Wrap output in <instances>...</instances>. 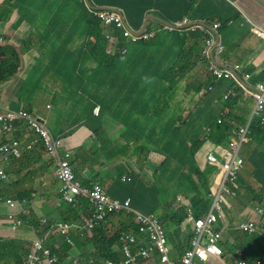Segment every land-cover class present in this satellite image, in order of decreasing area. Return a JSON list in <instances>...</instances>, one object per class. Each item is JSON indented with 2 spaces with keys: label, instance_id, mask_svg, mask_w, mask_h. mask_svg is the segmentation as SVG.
Segmentation results:
<instances>
[{
  "label": "trees",
  "instance_id": "16d2710c",
  "mask_svg": "<svg viewBox=\"0 0 264 264\" xmlns=\"http://www.w3.org/2000/svg\"><path fill=\"white\" fill-rule=\"evenodd\" d=\"M97 2L103 4V7L122 10L133 29H140L145 18L150 14L171 24L180 22L186 17L194 21H205L207 24L218 20L222 23L221 32L230 20L237 21L240 18L239 12L231 3L228 5L223 0H97ZM220 6L225 9V13ZM161 27L164 25L157 20H151L148 32L156 31V37L143 44L147 47L155 45L161 39L158 33ZM172 32L177 42L176 60L168 68L163 69L159 77L154 80L150 78V69H146L145 86L143 91L139 92L142 96L137 93L136 82L130 80L128 93L132 97L119 105L122 108H130L132 114L139 113L145 118L144 123L134 121L132 126L123 132L121 139L125 138V143L117 144L114 137L106 135L101 129L97 128L93 131L90 123V120H94L91 118L92 112L89 115L83 109H74L71 112L70 123L75 129L88 127L96 134L92 144H88V147H80L75 152L73 162L78 164L76 170L84 169L86 166H97V176L93 179L102 184L106 183V179L101 180L99 177L101 169L115 176L113 185L116 193L111 191L112 196L121 202L130 200L132 207L143 212L166 208L167 215L160 216V219L165 220L163 223L167 228L168 237L176 236L174 230L169 231V225L181 230L180 242L174 247V251L178 253L189 243L190 235L183 231L186 225L184 221L186 211L181 205L174 206L176 209L172 208L170 201L163 202L161 197L162 195L185 196L196 209L197 214H202L206 210L204 205L210 203L206 197L207 184L215 168L209 166L204 171L201 170L196 161V154L207 141L218 146H227L232 128L228 123L218 125L214 120V111L220 108V102L224 100L223 96L227 92L223 94L217 105L205 94L202 99L199 97L201 90L211 83L201 79V73L209 66V62L200 56L207 39L206 33L200 29L194 32L187 29ZM117 33L118 30H115V34ZM91 35L99 46H102V42L105 43L106 39L99 20L95 22ZM119 35L123 42L124 38ZM18 68L17 51L0 45V84L10 80L17 73ZM242 72L252 76L253 85L258 82L264 83V68L256 75L253 70L242 69ZM227 102L228 99L224 104ZM97 104L104 109L103 100L95 99L91 106L92 110ZM191 105L192 108L188 109ZM64 107L65 105L59 103L57 110L61 111ZM76 107H80L78 102ZM193 108H195L194 113L191 110ZM105 112L112 113L114 110L108 108ZM206 127L211 128L209 134L204 132ZM250 130L252 144L255 146L253 155L256 157L254 158L256 164L249 161L254 165V170L249 175L255 179L260 178L257 182L261 188L255 191L252 186L246 187L237 183L233 189L238 192L241 203L248 202L254 196V206L259 205L264 209V126L259 120H254ZM26 132H32L28 122L25 120L18 122L17 136ZM41 149L42 146H37L31 151H25L21 159L12 162L9 177H15L17 180L13 185H0V199L6 197L29 199L38 176L43 174L52 177L54 163ZM152 152L166 157L156 169L147 164ZM93 179L88 181V187L94 182ZM51 182L43 195L48 198L52 195L56 198L61 197L59 184L56 181ZM242 191H245V194ZM58 206L60 208L57 215L52 216L53 212L49 209L46 223L40 225L39 220L36 222L40 234L51 233L44 247L49 251V255L57 257V264H106V261L123 264L118 235L120 231L128 229L133 235L138 232V224L132 212L120 210L113 213L112 216L118 218L113 220L114 226H109L111 222L107 219L103 222L93 220L94 225L89 227V223L83 219L84 216L92 218L88 199L77 197L76 202L71 204L59 201ZM28 219L29 217L26 218ZM61 222L75 224L67 234L68 238H65L60 230L57 231ZM111 229L116 230L111 231ZM239 239L237 248L243 249L248 259H252L255 255L264 258V238L260 232L253 235L243 234ZM28 251L27 243L4 240L0 247V264H24ZM70 259L73 260L68 263ZM137 264H143V261L139 259Z\"/></svg>",
  "mask_w": 264,
  "mask_h": 264
},
{
  "label": "crops",
  "instance_id": "0c3cea01",
  "mask_svg": "<svg viewBox=\"0 0 264 264\" xmlns=\"http://www.w3.org/2000/svg\"><path fill=\"white\" fill-rule=\"evenodd\" d=\"M223 1L231 3L239 12L240 18L224 27L222 35L220 24H215L218 26L214 27V32L225 45L221 63L226 67L237 65L253 70L255 75L259 74L264 68V38L255 34V30H264V0ZM101 8L103 4H99L97 0H0V38L5 40L3 45L15 49L20 57V68L16 76L0 85V104L13 110L34 112L41 119L44 118L39 115L40 108H44L46 117L56 121V129L48 125L51 132L66 140V148L88 147L96 137L93 131L97 128L114 137L117 144L125 143L126 139H121L123 132L134 121L145 122L143 115L132 114L130 108L119 106L121 102H127L132 97L128 93L130 80L136 82L139 94L145 86L146 69H150V78L154 80L177 58L176 38L171 30L166 29H160L158 33L161 39L153 46L147 47L143 43L134 45L127 40L123 43L102 42V46H99L91 31L96 21L94 12ZM220 9L225 13L223 7L220 6ZM125 47L128 48L126 55L122 54ZM201 76L203 79L207 78L209 73L204 71ZM230 87L229 81L220 82V100ZM244 97L241 96L230 107L221 104L220 109L229 108L232 119H244ZM44 99L49 100L45 102ZM95 99H102L104 103V109L101 108L99 116L94 112L96 106L93 110L91 107ZM77 102L80 104L78 108ZM59 103L65 105L61 111L57 110ZM108 108L114 112H105ZM74 109H83L89 115L92 112L91 118L94 120H90V123L93 131L88 127L75 129L71 126V112ZM31 138L33 135L29 136ZM209 144L206 145L211 147ZM201 152L202 150L199 153L204 159ZM134 157L137 158L135 155ZM165 159L164 155L152 152L148 161L150 164L155 162L159 165ZM76 167L78 169V164ZM78 171L81 178H94L97 176L98 167L86 166ZM211 176L208 178L209 186L212 183ZM99 177L101 180L106 179L105 186L114 191L115 176L101 169ZM53 179V176L43 174L36 178L35 184L39 185V189L38 200L32 208L33 217L15 233L10 231L4 221L8 208L0 204L1 239L30 244L38 233L37 220L47 218L49 209L57 215L60 208L58 199L54 195L43 198L44 192L52 184L51 181H55ZM259 179L248 176L241 182L243 186H252L258 191L261 188L257 183ZM58 184L60 187L61 184ZM167 197H171L172 202L175 201L174 197ZM228 200L232 202L229 206L233 210L230 212L225 209L227 226L242 215L252 217V208L245 209L240 201ZM110 225L114 226V223L111 222ZM168 246L171 250V243ZM227 258L216 257L215 264H227ZM211 259L212 257L203 264H212Z\"/></svg>",
  "mask_w": 264,
  "mask_h": 264
},
{
  "label": "clouds",
  "instance_id": "9594fccd",
  "mask_svg": "<svg viewBox=\"0 0 264 264\" xmlns=\"http://www.w3.org/2000/svg\"><path fill=\"white\" fill-rule=\"evenodd\" d=\"M227 1L231 2L230 0H227ZM105 10L116 11V12L120 13L122 15V17L125 19L127 25L132 30H134V32L139 34L141 37L144 35H149V39H147V40L140 39L137 42H130L131 40L123 37L122 33L115 26H113V25L107 26L105 24V22L99 17V14L101 13V11H105ZM94 13H95L96 21L99 20L101 23V26L103 28V35L106 39L105 42L123 43L125 40H127L129 43L137 45L138 43L150 42L151 40H153L156 37V31H149L148 32V25L149 24L147 25L146 31H144V32H142L143 27H141L140 29H133L131 27V25L129 24V22L127 21L123 11L120 9L103 7L101 9H97ZM185 19L191 20L192 24L198 26V28L195 30H191L190 27L187 25H178V23H182ZM149 21H151V20H149ZM149 21H148V23H150ZM200 22H204L207 26H203V25L199 24ZM216 22L220 23V35H222L223 31L221 32V29H222L221 22L218 20ZM232 22H233V20H230L228 24H230ZM168 23H170V22H168ZM161 24H163V23H161ZM144 25H145V23H144ZM163 25H164V27H161L160 29H166V30H171V31L187 29L190 32H194V31L200 29V30L204 31L207 35V39L205 41V45L203 47V50L206 46L207 40L210 37L209 32H212L215 36L216 44L217 45L221 44L224 47V53H225V45L221 42V37L219 38L218 34L216 32H214V22L212 24H207L205 21H194V20L186 17L182 21L177 22L175 24H172L174 27H170V26H167L165 24H163ZM115 30H118L117 34H115ZM119 34H121V36L124 38L123 42H122ZM255 34H257L260 38H264V30H262V29H256ZM261 34H263V35H261ZM4 43H5V40L1 37L0 38V45L5 46V45H3ZM203 50H202V53L200 56L204 60H206V62H209V66L205 70L206 72L209 73V77L203 79L201 76V79L204 82L210 81L211 83L208 84L207 86H205L201 90L199 97L202 99L203 95L205 94L207 97L212 99V101L215 105H217L220 102V88H219L220 84L219 83L223 80H227L230 82L231 87L225 91V92H228V96H229V99H228V102L226 105H228L230 107L241 96H250L254 100V107H253V110H252L248 119H245V118L242 119V117L240 119H235V118L232 119L229 114H222L223 117L225 116V118L221 124L220 123H217V124L223 125L224 123H228L231 126L232 129H231L230 142L228 143L227 146H222V145L218 146V145H216L210 141H207L203 145V147L198 151V153L196 154V161H197V164L201 170L204 171L209 166H211V167L215 168V171L211 174L212 176L210 175L212 183H211L210 189H209L210 196L207 197L210 200L209 208H207L202 214H197L196 209L193 207V205L191 203H190V205H191L190 208L193 210L192 216H193L194 220L205 218L207 216V213H209L210 211L213 214H215L216 220L214 221L211 228H207L205 230L195 229L194 221H191V219L189 218V213H188L189 207L187 206V200H188V202H190V201L187 197L175 196L174 199L178 203L172 202V199L169 197H165V195H162V197H161V200L163 202H169L170 201L169 203L171 204L172 208H175L174 206H178V205H181V206H183V208H185L186 215H185L184 221H185L186 225H185V228L183 231L190 235L188 246H183L181 251H179L178 253H176L174 251V247L177 244H179V242H180L179 234L181 233V230L179 228L175 227L174 225H169L168 226L169 231L171 232L174 230L176 232V236L175 237H171V236L168 237L167 228L165 227V225L163 223L165 220L160 219V216H163L165 214L167 215V209L166 208H158L156 211L143 212L137 208L132 207L130 205V200H126L125 202L119 201L118 198H116L115 196H112L111 191H110V187L107 188L105 186V184H102L101 182L96 181V179H93V178H87V177L81 178L79 176V171L76 170V168H75L76 163L73 162L72 157L70 160H71L72 165L74 166V172H75L76 180L80 181V183L82 185V189L85 190L86 192L85 193L82 192V194L76 195L75 199L71 202L68 200H64L63 196H62V189H63L64 185L61 181H59L54 176L55 164H53V167H52L53 168V175L52 176L54 178L53 180H55L57 183L61 184L60 189H59L61 197L57 198L58 202L59 201H66L68 204H71L73 202H76L77 197H82V198L88 199V203H89L90 208L92 210V218L84 216L83 219L85 222L89 223V225H88L89 227L94 225L93 220H97V222H103L110 215H112L113 213H117L120 210L130 211L134 214L135 222L138 224V232L133 235L130 233V231L128 229V230L120 231V233L118 235V241L120 242V250L123 253V264H124V261L129 258V256L125 253L124 245H126L128 247V249L131 251V254L135 255V258L130 260L127 264H137L139 259L143 261V264H177V263H180L185 257L188 256L189 253L195 254L201 248H205V246H206V234L205 233L203 234V232H205L208 229L212 232H218L220 234L216 243H217V246L221 249V252H219V251L212 252L209 250V251H207V257L205 259H195L194 264L206 263L211 257H219L221 259H224V256L228 257L226 260L227 264H240V261H242V260L247 261L248 264H264V258L262 256L255 255L252 257V259H248L246 257L245 251L241 248H237L239 246V242H240L239 238H237V240L234 237L227 239L226 235L223 236L224 233L226 234V231L229 232L230 229H233L236 232V234H239V235H243V234L253 235L256 232H260V234H262L263 238H264V209L260 208L259 205L254 206V203H253L250 207H248L246 204L249 201L242 203L244 205L243 208H245V209L246 208L247 209L252 208V217H249L248 215L247 216L242 215L239 219L237 218L233 222L228 223V226L226 225L227 221H225V218L227 216V211H225V209H227V208H223L224 202L228 199H234V201H236V200L239 201V198H238L239 194H238V192H236V190L233 189V186H237V183L239 185H242L241 181H243L245 177L250 176L249 173L243 174V175L240 174V172L243 169L244 163H245L244 159L240 156V151H241V147L243 145L252 144V138L250 136V134H251V130H250L251 123L254 120H259L261 125L264 126V113L261 115V113L258 114L256 112V109H255L256 99L249 93V92H256L257 86L259 84H264V83L258 82L255 85H253L251 83L252 76L250 74L242 72V69H244V68H240V66H237V65L232 66V67H226V66L222 65L221 59H222L224 53L220 57V64L219 63L218 64H219V66H221L223 68H226L228 70H232V73L235 76V78L229 77V78L217 80L209 71L210 61L206 57L203 56ZM127 53H128V48L125 47L122 50V54L126 55ZM211 56L212 57L214 56V51H212ZM18 57H19V54H18ZM19 64H20V57H19ZM19 68H20V65H19ZM19 68H18V70H19ZM198 72H200V69L198 70ZM17 73H18V71H17ZM202 73H201V75H202ZM16 74L12 78H14L16 76ZM146 82H151V81L146 80ZM2 84H4V83H2ZM201 102H202V100H200V103ZM48 108H49V106H48ZM101 108H102L101 105H96V109L94 108L95 109L94 112L96 113L97 116L100 115ZM190 108H192V105L188 109H190ZM193 109H191V110H193ZM7 111L25 112L27 114H30L34 118L43 122L46 125V127L50 130L47 122L44 119L36 117L32 112L26 111L24 109L13 110L7 106H3L0 104V113H5ZM22 120H25V119H22ZM22 120H18L14 123V130H13L12 134L2 135L0 137V147L4 143L12 142L14 140H17L21 143V156L20 157L11 158L9 161H5L0 157V171H3L5 173V176H6L5 180L0 181V185H7V184L13 185L16 182L17 179L15 177H9L10 173L12 171V165H13L12 162L16 161L18 159H21L23 154L25 153V151H31L37 146H42L41 151L44 152L45 154H47V152L44 148V145L41 142L40 136L35 132L34 129L31 128L28 120H25V121L28 122L29 128L31 129L32 132H26L22 136H17L16 124ZM233 120H235L236 123H234ZM205 130H211V128L206 127ZM30 135H33V138L29 139ZM55 137H58V136H55ZM62 141H63V139H62ZM207 143H210L209 145H211V147L207 146L206 145ZM30 145H32V147L30 149H28L27 147ZM63 146H64V150H73L74 154L76 151L79 150V148L78 149L66 148L64 145V142H63ZM201 150H202L201 153L204 155L203 156L204 159L202 158V156L199 153ZM228 158L241 159L242 164H241V167L239 168V170L237 171L235 178L225 184L226 187L229 189L230 193L224 194L222 196V200L219 203L220 208H219V210H216L215 208H213L214 196L212 195L211 187H212V184H213L215 177L221 171L220 165L225 163ZM254 158H256V157L252 153V156L250 158V162H253L256 164V161L254 160ZM148 159H149V157H148ZM204 160L207 161V163H208L207 166H204ZM51 161H53V160L51 159ZM163 162H164V160L159 165L156 163V166H154V167L149 163V161L147 162V164L150 167L156 169L157 167H160V165ZM53 163H54V161H53ZM249 164H251V168L253 171L254 165L252 163H249ZM90 179H93L94 182H92L91 186L88 187V181ZM124 181H126V179H124ZM96 186L101 187L104 190L105 194L110 198V200L112 202H114L115 204L121 205L123 207L120 208L119 210L114 209V210H110V211H108V210L104 211L103 209H101L102 204L99 203L94 198V196L92 194V192ZM252 189L254 190L253 187H252ZM242 192L244 193L245 191H242ZM33 195H35L34 198H33ZM37 196H38L37 188H36V184L34 183V190H33L32 194L30 195L29 199H13L10 197L0 199V204L5 206L6 208H8V213H7L4 221L6 224H8L11 232L15 233V232L19 231L30 220L31 215H32V211H33L32 210L33 204L37 200ZM9 200L18 204L16 211L14 208H10L7 205V201H9ZM23 202H25V203H23ZM127 202H128V206L126 207L125 205ZM230 203H232V202H230ZM227 206L231 207V206H229V203H227ZM230 212H232V211H230ZM13 214H16L22 220V225L16 231H12L11 223L9 222V215H13ZM27 217H29L28 220H26ZM144 217H152L153 220L156 221L158 233H155L148 228H146L145 230L140 229V226L142 225L141 219ZM44 219H45V221H43ZM46 221H47V218H41L39 220L40 225H42L41 222L46 223ZM247 222L248 223L254 222V224H255V230L254 231H248V230L246 231L240 227L241 223H247ZM63 224H69L70 229L75 225L74 223L61 222L58 224L57 231L60 230V232L62 233L61 226ZM69 232H70V230L68 231V233ZM68 233H66V234L62 233V234L65 235V238H68L67 237ZM50 236H51L50 232L45 233L44 235L40 234V232L37 233L35 239L30 244H28L29 251L24 258V264H27V257L33 251L35 252L37 257H39V260L37 262H35V264H47L46 260L49 258H55L56 259L54 261V263H52V264L58 263L57 257L55 255H49V251L44 247L45 241L47 239H49ZM130 238H132V240ZM224 238H226V239L223 240ZM3 241L4 240L0 238V247H1ZM38 242L41 243V249L35 250V248H34L35 244ZM168 243H171L173 249L171 248V250H170ZM55 247L57 248V245H55ZM143 248L147 249V251H148V253L146 255L140 253V250ZM45 252H47V253H45ZM72 260L73 259H70L68 261V263H70ZM107 262H111V261H106L105 263H107Z\"/></svg>",
  "mask_w": 264,
  "mask_h": 264
},
{
  "label": "built area",
  "instance_id": "2783aa9c",
  "mask_svg": "<svg viewBox=\"0 0 264 264\" xmlns=\"http://www.w3.org/2000/svg\"><path fill=\"white\" fill-rule=\"evenodd\" d=\"M99 17L105 22L107 26H115L123 35V37L131 40L130 42H137L140 39H149V35L140 36L134 30H132L126 23L125 19L122 15L116 11H101ZM178 25H187L191 30H195L198 26L192 24L191 20L185 19L182 23H178ZM218 26V25H217ZM215 27V26H214ZM209 39L207 40L206 46L203 50V56L206 57L210 61L209 71L211 74L217 79H224L235 76L232 73V70H228L219 66L220 57L224 53V47L221 44H216L215 36L212 32H209ZM263 35V34H261ZM212 51H214V56H211ZM219 63V64H218ZM256 99V112L261 115L264 113V84H259L257 86L256 92H249ZM28 120L32 129L40 136L41 142L44 145V148L47 152V155L54 161L55 164V173L54 176L63 183L64 187L62 189V196L64 200L73 201L75 196L78 194H82V192H86L82 189V185L80 181L76 180L74 166L71 163V157H74L73 150H64L63 141L59 137H55L51 131L46 127V125L34 118L32 115L27 114L25 112H13L7 111L5 113H0V137L2 135H10L14 130V123L18 120ZM35 143V142H34ZM32 145L27 148L30 149ZM21 156V143L17 140L12 142L4 143L0 147V157L9 161L11 158H18ZM242 160L238 158H228L227 161L220 165L221 171L215 177L211 191L214 196V204L213 208L219 210V203L222 200V196L224 194H229L230 191L226 187V183L233 180L239 168L241 167ZM6 176L3 171H0V181L5 180ZM94 198L102 204L101 209L104 211L108 210H119L123 206L115 204L110 200V198L105 194L104 190L96 186L92 192ZM35 195H33V198ZM25 203V202H23ZM7 205L10 208H14L17 210L18 204L13 201H7ZM128 206V202L125 205ZM104 213V212H103ZM102 213V214H103ZM189 218L191 221H194L195 229L197 230H205L207 228H211L214 221L216 220V215L213 213H208L205 220L201 219H193L192 213L193 210L191 208L188 209ZM142 225L140 226L141 230H145L146 228L152 230L155 233H158L157 223L153 220L152 217H144L141 219ZM9 222L11 223L12 231H16L21 225L22 220L16 215H9ZM240 227L244 230L254 231L255 224L254 222L241 223ZM62 233L66 234L70 230L69 224H63L61 226ZM206 234V246L205 248H201L195 254L189 253L187 257H185L180 263L177 264H194L195 259H205L207 257V251H219L221 249L217 246V240L220 236L218 232H212L209 229L203 232ZM132 240V238H130ZM35 250L41 249V243L35 244ZM125 253L129 256L128 259L124 261V264H127L130 260L135 258V255L131 254V251L128 249L126 245H124ZM47 253V252H45ZM141 254L146 255L148 253L147 249H141ZM39 260V257L33 251L27 257V264H35ZM55 258H49L46 260L47 264L54 263ZM106 264H113L112 262H107ZM240 264H248L247 261L242 260Z\"/></svg>",
  "mask_w": 264,
  "mask_h": 264
},
{
  "label": "rangeland",
  "instance_id": "374dc122",
  "mask_svg": "<svg viewBox=\"0 0 264 264\" xmlns=\"http://www.w3.org/2000/svg\"><path fill=\"white\" fill-rule=\"evenodd\" d=\"M227 26H228V23H227ZM46 100H49V99H44L45 102H46ZM226 104H223V105L224 106H227ZM253 107H254V100H253V98L250 97V96H245L244 97V106L242 108V114H243V116H244L245 119H248L249 118V116H250V114H251V112L253 110ZM45 112L46 111L44 110V108L41 107L40 108L39 115L41 117H43L45 120H47V123H48V125H50V127H52L53 129H56V125H55L56 124V121L55 120H50L49 118H47L46 115H45ZM221 112H222V114H229L230 113L229 108H226V109L225 108L224 109L222 108ZM32 113L36 117H38V115H36V113H34V112H32ZM224 118H225V116H224ZM63 142H64V145L66 146V140L65 139H63ZM254 148H255V146L253 144H245V145H243L241 147L240 156L244 159V162H245L244 163V166H243V169L240 172L241 175L248 174V173L250 174L252 172L251 164H249L250 163L249 161H250V158L252 156V153H253V149ZM151 165L154 167V166H156V163L155 162H151ZM204 166H207L205 162H204ZM36 188L38 189L39 188V185H36ZM244 194H245V192H244ZM43 198L46 199V195H43ZM173 202L175 203V201H173ZM227 203H229V204L232 205V203H230L228 200H226L224 202V204H223V208H227L230 211H232L233 208L232 207H228L227 206ZM253 203H254V196H252L251 200H249V202L246 205L248 207H250ZM204 208L205 209L209 208V205H204ZM58 213H59V210H57V214ZM55 215H56L55 213H52V216H55ZM109 220H110V222H113V220H118V218L116 216H111L109 218ZM43 221H45V219ZM109 226H111V225L109 224ZM114 230H116V229H111V231H114ZM240 236L241 235L236 234V232L233 229H230L229 232L226 231V237H227V239H230L231 237H234L237 240V238H239ZM211 263L212 264H215L216 263V257H212Z\"/></svg>",
  "mask_w": 264,
  "mask_h": 264
},
{
  "label": "bare ground",
  "instance_id": "6f19581e",
  "mask_svg": "<svg viewBox=\"0 0 264 264\" xmlns=\"http://www.w3.org/2000/svg\"><path fill=\"white\" fill-rule=\"evenodd\" d=\"M215 24H220L219 22H214V25ZM221 25H222V23H221ZM215 28H217V25H215ZM223 98H224V100L222 101V102H220V107H221V104L223 105L224 103H225V100H227V99H229V96H228V92L223 96ZM224 106V105H223ZM221 110H222V108L220 109V108H216L215 109V111H214V120L216 121V123H222V121L224 120L222 117V112H221ZM192 112L194 113L195 112V108L192 110ZM210 131L211 130H204V132H205V134H209L210 133ZM204 162L206 163V165H208V163H207V161L206 160H204ZM207 188H208V193H207V195H206V197H209L210 196V193H209V189H210V186L209 185H207ZM187 206L190 208V202H188V200H187ZM210 213H212L211 211H210ZM207 215H208V213H207ZM206 218V217H205ZM205 218H203V219H201V220H205Z\"/></svg>",
  "mask_w": 264,
  "mask_h": 264
},
{
  "label": "water",
  "instance_id": "95a60500",
  "mask_svg": "<svg viewBox=\"0 0 264 264\" xmlns=\"http://www.w3.org/2000/svg\"><path fill=\"white\" fill-rule=\"evenodd\" d=\"M152 19L157 20L158 22L163 23V24H165L167 26L174 27L172 24H170V23H168V22L160 19L159 17L155 16L154 14H151V15H149V16L146 17V19H145V25L143 27L142 32L146 31V27L148 25V21L149 20H152ZM199 24H201L203 26H207L204 22H200Z\"/></svg>",
  "mask_w": 264,
  "mask_h": 264
}]
</instances>
